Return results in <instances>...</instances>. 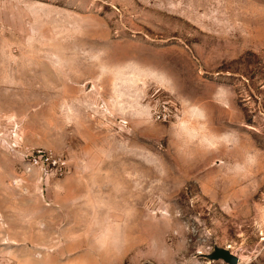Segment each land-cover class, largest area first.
I'll use <instances>...</instances> for the list:
<instances>
[{
	"label": "rangeland",
	"instance_id": "rangeland-1",
	"mask_svg": "<svg viewBox=\"0 0 264 264\" xmlns=\"http://www.w3.org/2000/svg\"><path fill=\"white\" fill-rule=\"evenodd\" d=\"M216 248L264 264V0H0V264Z\"/></svg>",
	"mask_w": 264,
	"mask_h": 264
},
{
	"label": "built area",
	"instance_id": "built-area-1",
	"mask_svg": "<svg viewBox=\"0 0 264 264\" xmlns=\"http://www.w3.org/2000/svg\"><path fill=\"white\" fill-rule=\"evenodd\" d=\"M27 157L28 170L35 167L46 174H51L53 170L59 172L66 166V161L62 160L60 156L43 149L32 150Z\"/></svg>",
	"mask_w": 264,
	"mask_h": 264
},
{
	"label": "water",
	"instance_id": "water-1",
	"mask_svg": "<svg viewBox=\"0 0 264 264\" xmlns=\"http://www.w3.org/2000/svg\"><path fill=\"white\" fill-rule=\"evenodd\" d=\"M208 257L216 260L223 259L229 264H238L239 261V258L226 248H216Z\"/></svg>",
	"mask_w": 264,
	"mask_h": 264
},
{
	"label": "crops",
	"instance_id": "crops-1",
	"mask_svg": "<svg viewBox=\"0 0 264 264\" xmlns=\"http://www.w3.org/2000/svg\"><path fill=\"white\" fill-rule=\"evenodd\" d=\"M30 149H27V152L29 151ZM26 152V153H27ZM38 171L37 173H39L40 174V176H41V180L43 181V180H47V179H49L50 177V175H44L43 174V172H41L39 169H31V171H28V172H26V173H29V172H32V171ZM14 185H15V188L16 189H18V190H20V191H22V193L24 194V193H27V192H29L30 191V188H29V186H27L26 184H25V182L23 181V179H20V180H18V181H16L15 183H14ZM36 189L37 190H39L40 189V186H36Z\"/></svg>",
	"mask_w": 264,
	"mask_h": 264
}]
</instances>
